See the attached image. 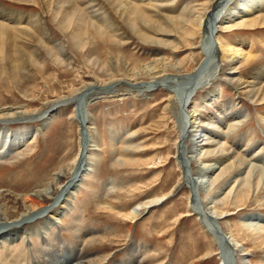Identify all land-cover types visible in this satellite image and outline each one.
I'll use <instances>...</instances> for the list:
<instances>
[{"label": "rangeland", "instance_id": "374dc122", "mask_svg": "<svg viewBox=\"0 0 264 264\" xmlns=\"http://www.w3.org/2000/svg\"><path fill=\"white\" fill-rule=\"evenodd\" d=\"M76 1L82 4L86 2ZM141 1L152 7L148 13L153 22L132 20L134 28L129 29L125 20H119L107 3L97 0L98 7L106 12L114 27L127 38H122L123 41L117 38L110 26H101L102 34L98 35L95 25L89 24L84 30L83 41L86 45L77 48L71 41V31L77 29V24L70 25L66 30L61 23L70 4H64L62 13L55 17V11L59 8L54 7L55 3L53 7L48 6L46 0H0V8L5 12L19 13L25 18L18 20L21 23L19 26L17 20L0 21L13 27H28L25 30L28 34L23 36L24 41L21 40L24 43L21 48L25 50L20 58L21 65L24 63L22 68L14 70L11 67L14 64L0 61V107L25 106L29 113L46 111L48 102L68 96L85 83H112L110 81L124 76L123 73L128 78L135 73V81L146 82L148 77L143 76L142 68L155 61H162L165 65L180 63V73L184 75L200 69L204 59L199 49L200 39L196 34H188L191 28L189 20H198L199 16L212 13L216 5L220 11L228 0H222L219 4L220 0H215V3H212L214 0ZM34 15L43 18L49 32L48 39L44 37V40L41 35L34 33L37 31L32 27ZM263 22L264 10L250 17L237 18L229 24L224 23V26H217V29L214 24L212 39H248L243 49L248 53L250 51L253 59L250 63L248 61L236 65L233 75L234 81H239V84L249 81L250 71L264 67ZM250 23L256 26L251 27ZM35 37L38 43L43 40L44 46L35 42ZM50 41L67 49L63 62L47 56L49 54L45 50L53 48L52 43H48ZM211 43L209 51L213 50ZM17 46L20 47V44ZM49 52L50 55H56L55 50ZM27 57L32 62L36 61V65ZM223 70V66H212L202 75L197 85L203 86L206 77L212 75L214 79L210 83L214 87L216 78H225ZM225 71L227 73L228 70ZM169 72L175 74L174 71ZM177 91L179 95L183 92L181 87ZM203 91L197 89L195 98L200 97ZM218 94L219 98L215 101L217 107L233 102V110L244 112L248 118L231 131L226 129L224 123L219 125L222 132L216 127H209L213 130L207 134L208 140H233V137L245 138L250 134L257 145L255 148L259 145L261 148L257 150L258 153H254V147L246 150V158L243 157V160L247 163L254 154L263 156L264 121L261 119L264 117V101L259 103L245 93H236L231 84L223 82ZM116 95L107 100L97 96L89 102L86 127L89 140L96 146L90 157L94 165L90 174L79 182V188L67 198V214L59 216L56 225L49 227V235L46 237L49 251L48 246H42L39 236L32 235L27 241L28 254L25 255L24 251L26 244L19 239L9 247L0 249V259L10 255L25 264H43L48 261V256L50 259V255L65 259L66 252L62 255L65 249L81 242L76 238L79 234L83 238V243H80L81 252L91 257L94 264L122 263L132 243L144 247L139 258L142 264H220L214 253L213 239L201 228L197 218L188 213V203L193 198L200 206L208 204L206 211L211 207L215 219L221 215L225 217L217 223L214 220V227L210 228L219 235L221 227L243 246L247 257L245 264H264V188L250 195L249 191L244 190L235 200L221 195L223 185L237 172L234 169L220 178L208 193L196 191V188L191 190L190 184L186 183L188 180L183 179L180 163L176 162L179 137L177 122L180 119L178 114L181 113L179 102L169 98L163 89L157 88L147 96H140L137 92H133V96ZM182 97L179 96L180 99ZM193 104L199 107L198 111L203 115L214 113V109H202L199 100ZM72 112L70 107L59 108L58 113L37 133L31 132L38 128V123L34 121L7 124L13 131L20 129L31 133L25 142L11 149L0 160V208L4 211L19 214L23 208L15 201L13 194L31 192L37 186L35 184L52 169L65 166V171L69 172V164L79 151L78 127L70 119ZM90 142H85L86 151L92 148ZM238 143L237 148H232H235L236 153L243 150L241 140ZM226 145L228 148L230 143ZM210 159L204 156L202 162L207 163ZM194 166L191 164V168L195 169ZM67 179L68 176L62 178L61 186ZM216 196L218 200L213 202L211 199ZM55 200L56 197L50 198L46 205L49 206ZM134 209H139V214L132 219L130 214ZM37 218L30 223L41 225ZM235 258L232 263H235ZM51 260L54 264L55 259Z\"/></svg>", "mask_w": 264, "mask_h": 264}, {"label": "bare ground", "instance_id": "6f19581e", "mask_svg": "<svg viewBox=\"0 0 264 264\" xmlns=\"http://www.w3.org/2000/svg\"><path fill=\"white\" fill-rule=\"evenodd\" d=\"M15 1L26 2L28 0ZM46 1L48 2H46L48 6L55 3L56 6L54 5V7H56V9L59 8L57 9L58 11L54 10L56 12L55 17L62 13L61 9L64 4H66V6H68L67 4H70L69 10L65 11V14L63 11V20L60 18L62 21L60 22L65 26L63 28L66 30L70 28V25L74 23L77 24V29L71 31L72 36L70 35L72 37L71 41L73 42V45L77 46V48L85 47L86 42L84 43L83 41L85 39L84 30L89 24L95 25L94 29L98 35L102 34L101 26H110L112 32L117 34V38H127L123 33H119V30L114 27L113 22L109 19L106 12L98 7L99 4L96 3L97 0H85L86 2L83 4L76 0H73L74 3H72L71 0ZM103 2L107 3L113 14L117 16L119 20H125L126 26H128L129 29L134 28L132 20L139 19V21L141 20L145 23L153 22L151 15L148 13L149 8L152 7L142 4L141 0H103ZM212 3H215V0ZM219 3H222V0H220L218 4ZM215 8L216 9H214L212 13L199 16L198 20H189V25H191V28L193 29L190 28L191 30L189 29L188 34L190 36H194L195 34L198 35V38L200 39L199 49L204 58L200 69L197 68L190 74L184 75L180 73V63H177L176 65H165L162 64V61H155L152 64L144 65L142 68L144 72L142 73L143 76L145 75L148 77V81L146 82L135 81V77H137V74L135 73L129 78L123 73L124 76L120 77L119 80L115 79L110 81L112 83L104 85H101L98 82L85 83L81 88L73 90L68 96H62L59 99L48 102L46 104L48 107L46 111L29 113L25 106L0 107V160L4 158L7 152L11 149L18 147L25 142L28 138L27 135L31 132L37 133L39 132V129L45 127L51 117H53L55 113H58L59 108L61 107L72 108L73 112L70 115V119L76 123L79 136V151L69 164L70 170L68 173L65 171V166L57 167L46 173L40 182L35 184L37 186L33 188L31 192L23 191L20 194L12 193L15 201H17L23 208L19 214L15 215L17 212L15 214L11 212L12 214H10L8 213L9 211L7 212L0 208L1 250L5 247H9L13 241L20 239L24 242V245L26 244L24 246L26 255L29 252L27 249V247H29L27 241L32 235H36L42 240L41 243L43 247L48 246L47 251H49V244L46 242V237L49 235V227L52 228L56 225L59 216L67 214L69 210V208L66 207L67 198L72 196V193L79 188V182L81 183L83 178L90 174L92 171V165H94L93 160H91L90 157L91 152L96 146L91 139L89 140V135L87 133L88 128L86 125L88 123L87 107L89 106V102L95 97L97 98V96H100L99 99L101 98L102 100L110 99L114 97L115 94H117V97L125 95L133 96V92H137L140 96H147L151 95L156 88L163 89L169 98L179 102L181 108V113L178 114L180 119L178 118L177 122L179 137L176 147V155L178 154L176 162L180 163L181 167L178 166L182 168V173L184 175L183 179L186 178L188 180V182H185L190 184L191 190L196 188V191L202 190L208 193L213 189V186L220 178L231 173L234 169H236L237 172L223 185L220 190L221 192L219 191L222 193L221 195H225L226 197L235 200L238 194L244 192V190L249 191L250 195L259 189L264 188V154L263 156L258 157L257 154L253 155L251 152L253 157H249L247 163L243 160L246 150L251 147L253 149L254 147V153H258L257 150L259 151L261 148L260 145L255 148L257 145L254 144L252 135L249 134L248 137L245 138L233 137V140L230 138H226V140L225 138H222V141L218 142L213 141L214 139L208 140L207 138V134H211V130L215 127L219 130V125H222V123L225 124L228 131H231L245 122L248 118L246 116L247 114L244 112H235L233 110V102L225 103L218 107L215 105V101L219 98L218 90L222 82L231 84L236 93H245L246 96L256 99V102L259 103L264 101V67L250 71L249 81L247 82L239 84V81H234L233 74L235 73L236 65H243L248 61L250 63L253 59L252 53L250 51L248 53L243 49V47L248 44V39L235 37L227 41H217L216 38L212 39L211 37V33L215 28L214 24H216L217 29L219 26H224V23H232L237 18L243 16L250 17L253 14L262 12L264 10V0H228L220 11H218V5H216ZM10 19L17 20V26H19L21 23L18 20H24L25 18L23 19L22 14H14L10 11L5 12L4 9L0 8V20L10 22ZM34 19V22L31 20L32 27L37 30L34 33H36V35H41V38L44 40V37L48 39L49 32L47 27H45L43 18L40 15H34ZM263 24L264 22L261 24L262 28H264ZM249 26L255 27L256 24L253 25L250 23ZM27 28L28 27H13L0 21V61H8L9 63L14 64L11 66L14 70H20V67L24 64L21 65L20 58L23 57L22 51L24 49L22 50L21 47L24 46L22 41H24L23 36H26L27 31L25 30ZM156 29L158 30V28ZM37 39L38 38H36L35 42H37ZM211 42H213V52L209 51L210 45L212 46ZM39 43H42L41 46H44L43 40ZM48 43H52L53 48L48 50L45 48V51L47 52L46 54H49L47 56H52L51 58L53 59L56 57L59 61L63 62L64 59H66L65 54L67 49L62 45L57 44L55 41H50ZM17 44H20V47H18ZM52 50L56 51L55 56L50 55L49 51ZM27 59H30L31 61V58L27 57ZM32 63L36 65L37 62L35 61ZM212 66L219 68H222L223 66L225 70H228L227 73L223 70L222 74L225 78H221L220 76L216 78L215 86L212 87L210 80L214 79V76L208 75L203 86L200 87V85H197L202 75L206 74ZM169 71H174L175 74H172ZM241 85L245 86L242 87ZM180 87L183 92L179 95L177 90H179ZM184 89H186V92H184ZM197 89H202L204 91L200 97L195 98ZM179 96H183L182 99H180ZM198 100L202 109H214V113L210 116L201 114L198 111L199 107H196L195 104H193ZM186 103L187 105L185 106ZM262 118L263 119L261 120L264 121V117ZM29 120L38 123V128L32 129L31 132L29 130L20 131V129L13 131L9 125H7L13 122ZM187 123L188 126L186 128ZM212 126L213 128L210 129L209 127ZM221 130L222 129H220V132H222ZM87 140L91 141L90 147L92 148L91 150L87 149L86 151L85 142L87 143ZM223 140L225 141L224 143ZM239 140H241L240 144H242L241 146L243 147V150L236 153L234 152L235 148H232L238 146ZM228 143H230V146L227 148L226 144ZM204 156L210 157L211 159L207 163L202 162V157ZM184 162H186V165L188 163L187 167ZM191 164L195 165V169L191 168ZM77 171L78 175H76ZM217 171L219 172L216 174ZM65 176H68V179L65 184L61 186L62 178ZM52 197H56L55 202L47 206L46 204L48 203V200ZM190 200L191 203H188V213L197 218L201 228L204 229L205 233L213 239L212 242L215 244L214 253L218 256L219 263L245 264L247 257L243 246L238 241L232 239L229 234L227 235L221 227H219V235L217 232L211 230V228L214 227V220L217 223L218 220L225 217L221 215L219 219H215L214 217L216 216L211 212V207L206 211L208 204L205 206L202 204L200 206L193 198H190ZM211 200L214 202L218 200V197H213ZM138 210L139 209H134L130 214V218L134 219L137 217V214H139ZM34 218H37L41 225L30 223ZM24 225L27 226L23 227ZM76 236L78 240H81L80 243H83L82 236H79V234ZM80 243L78 242L75 246L65 249L62 255L66 252L64 255L67 258H61V256H57L56 253V256L54 257L50 255V259L48 256V261L43 264H53L51 258L55 259L54 264H94L95 261L91 259V257L82 254ZM58 250L59 249L57 248L56 252H58ZM143 251L144 247L132 243L125 259L119 264H142L139 258ZM208 253H211V251H208ZM234 258L235 263H232ZM0 264L25 263L15 257L13 258L10 255H6L2 258Z\"/></svg>", "mask_w": 264, "mask_h": 264}]
</instances>
